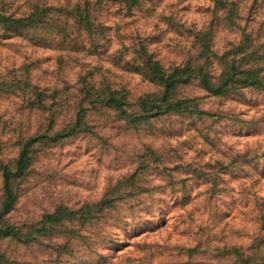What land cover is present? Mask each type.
Segmentation results:
<instances>
[{"label":"rangeland","instance_id":"374dc122","mask_svg":"<svg viewBox=\"0 0 264 264\" xmlns=\"http://www.w3.org/2000/svg\"><path fill=\"white\" fill-rule=\"evenodd\" d=\"M249 68L264 0H0V264H264Z\"/></svg>","mask_w":264,"mask_h":264},{"label":"trees","instance_id":"16d2710c","mask_svg":"<svg viewBox=\"0 0 264 264\" xmlns=\"http://www.w3.org/2000/svg\"><path fill=\"white\" fill-rule=\"evenodd\" d=\"M153 69L158 72L159 74L164 73V71H162L159 63H156V66L153 67ZM246 73V78L243 79L244 81H240L239 79H237V77L235 78H231V82L232 84H246V86H257L259 87L260 85H263L264 81L263 79L255 72V70L253 69H246L244 70ZM164 76H168L166 81H165V86L164 88L166 89V95L169 92V90L174 86V85H178L179 82H181L182 79H179L178 77H176L175 75H164ZM174 81V82H173ZM113 98V97H111ZM109 99V100H113V99ZM166 112H169L166 111ZM21 164V163H20ZM25 165V163H22L20 168H23ZM5 178H6V191L8 192V202L6 204V210H9L14 202V195L13 192L11 191V187H10V176H9V171H6L5 173ZM9 231V230H8ZM8 231H4L3 229H0V233H2L3 235H11L10 232Z\"/></svg>","mask_w":264,"mask_h":264}]
</instances>
